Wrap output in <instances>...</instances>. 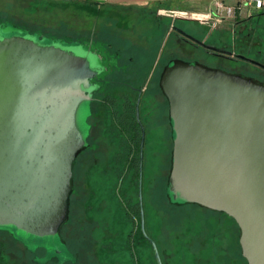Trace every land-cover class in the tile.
Returning a JSON list of instances; mask_svg holds the SVG:
<instances>
[{
	"label": "water",
	"instance_id": "water-1",
	"mask_svg": "<svg viewBox=\"0 0 264 264\" xmlns=\"http://www.w3.org/2000/svg\"><path fill=\"white\" fill-rule=\"evenodd\" d=\"M68 45L0 38V229L21 240L54 237L67 218L84 145L77 120L100 70L95 54ZM159 83L173 130L170 199L232 217L247 264H264V84L177 58ZM141 230L162 264L142 219Z\"/></svg>",
	"mask_w": 264,
	"mask_h": 264
},
{
	"label": "rangeland",
	"instance_id": "rangeland-1",
	"mask_svg": "<svg viewBox=\"0 0 264 264\" xmlns=\"http://www.w3.org/2000/svg\"><path fill=\"white\" fill-rule=\"evenodd\" d=\"M155 10L156 7H148L146 9H107L102 7L99 9L100 14L96 15L91 8L84 7V9H76L71 5L69 7L59 6L54 8H0V24H2L0 25V38L20 33L31 37L39 43L47 44L48 42H53L55 45H62L66 49L76 47L69 46V43H77V48L85 49L97 55V62L100 68L98 71L99 74H103V70L110 68L112 65H117L116 68L122 69L136 65L141 59V65L143 67L141 78L139 80L133 79L132 81L136 86L144 83V77H147L148 71L157 62L159 54L164 53L174 56L172 59L177 58L184 61H194V59L191 60L190 58L184 57L185 55L180 47L181 42L178 41L179 36L177 33L172 34V30H181L215 49L223 48L231 50L230 47H235L236 50L231 51L237 52L238 48L243 51V48L237 43L241 34L247 31L248 26L255 29L264 20L263 9L254 10L239 20H226L211 28V24L193 19L174 21L165 16H157ZM25 18L27 21L26 24L22 22ZM240 22L247 27L241 28L239 26ZM177 38L178 40H176ZM176 41L177 43L175 45H179V47L172 46L171 49L174 51L171 49L168 50L167 46ZM187 46L190 47L189 45ZM169 62L170 60L166 62V65ZM201 62L206 63L205 61ZM86 113V109H82L79 112L77 121L80 128H82V124L85 125ZM168 115V101L166 98V146L164 147L159 139V133H156L150 139V148L153 151L151 152V160L149 162L143 158L142 183L140 185L136 183L135 178L133 180L130 178V173H126V170L123 172V176L114 182L111 181L110 168H105L101 172L96 167H90L86 173L87 180L84 184V187H86L83 191L78 171L77 154L75 159L76 164L74 163L73 166L72 178L75 192L69 197V218L64 223L61 232L68 234L69 243L72 245L78 243L79 239L85 240L84 242H86L87 239L91 241L92 239L99 240L105 237L104 244L100 246L102 247L103 257L98 260L96 259L99 261L98 263L95 262L94 257H97L95 253L99 250V246H93L94 243H88L89 249H85L83 256L80 257L78 262L75 263L73 254L71 252L68 253L71 255L70 257H73L69 264H136L137 261L138 264H158L154 249L146 236L145 238L149 243V248L147 249L142 248L140 244H136L137 240L133 244H130L126 240L127 233L133 230L136 222L140 221L141 228V219L143 221L144 232L148 238L155 242L157 252L163 264L166 262L182 264V261H185V264H194L195 256L202 258L196 250H193V247H196L194 246L196 242H188L185 240L188 239L186 235H184V239L179 234L181 226L184 231L192 228L197 230V227H199L196 225L198 218L191 217L193 220L184 218L178 228V225H175L174 221H169L167 216L166 218L164 217L161 209L165 206L163 204L160 205V203L157 204V200L152 198L150 193L151 189L147 184V175L149 172L156 174L158 171V151L162 155L163 151H165L164 179H168V167L171 165L170 158L172 150L170 120ZM83 127L85 130V126ZM154 151L155 153L153 154ZM96 155L99 158L95 159V161L99 159L104 160L109 157V146L104 144L103 148L97 150ZM120 170H122V167L118 169L119 172ZM165 180L164 184L166 182ZM155 182L158 184L157 180ZM80 183V191L86 192L85 197L88 198L87 203L89 207L86 208V212L89 208L90 211L87 216H85L84 206L82 205L81 207V201L79 200L78 187ZM157 184L153 183L156 189L158 188ZM157 192H159L158 189L154 193ZM198 211L193 210L192 212H196V215L199 216ZM185 213L188 212L186 211ZM83 225L92 229V232H89L88 236H81L86 230ZM95 226L96 228L93 230ZM82 228L84 230H81ZM225 234L223 233L224 236ZM26 238L33 244L43 242L46 245L49 244L50 239L55 240V242L57 241V235L54 237L50 235H35L34 237ZM189 238L194 239L193 236ZM218 243L221 244L220 240ZM163 244H165V250L161 246ZM10 248L12 258L6 255L8 257V264H15L16 260L13 257V246L10 245ZM21 250L18 249L19 252ZM43 260V258H38L36 259V263L42 264ZM222 264H226L224 258Z\"/></svg>",
	"mask_w": 264,
	"mask_h": 264
},
{
	"label": "flooded vegetation",
	"instance_id": "flooded-vegetation-1",
	"mask_svg": "<svg viewBox=\"0 0 264 264\" xmlns=\"http://www.w3.org/2000/svg\"><path fill=\"white\" fill-rule=\"evenodd\" d=\"M261 9H263L264 14V7L258 10ZM239 26L241 28L247 27L241 22ZM177 33L179 41L181 42V51H183L184 55L191 56V60L194 59V61L198 62L205 61L206 63L203 64L207 66L221 68L228 72L252 78L256 82L264 84V20L257 28L252 29V27L248 26L247 31L241 34L237 43L240 44L243 51L239 48L237 52H233L229 49H210V56L203 59L195 56L197 53L196 46L200 45L194 40L195 37L188 34L185 35L179 31H177ZM187 45L190 47L185 48ZM93 58L95 60V65L98 66L97 56ZM166 62L165 54H159L157 62L154 63L153 68L148 71L147 77H144V83H140L136 86L132 81L133 79L139 80L141 78V73L143 71L141 59L136 65L124 67L122 69L116 68L117 65H112L110 68H105L103 74L97 73L94 78L91 79L93 89L90 93L89 113L86 116L85 125L82 124V128H80L81 132L84 134V145L78 152V171L83 191L86 187H84L87 180L86 173L90 167H96L98 171L101 172H103L105 168H110L111 181L116 182L118 178L123 176V174L118 171L121 167L124 168V171L126 170V173H130V178L133 180V178H135L134 164L136 163L138 168L137 180L139 183V179L141 178L142 183L140 172L142 173L143 158H145V161L149 162L151 160V152L153 151V149L150 148V139L153 135L159 133V139L164 147L166 146V96L159 83V75L166 66ZM83 126H85V130ZM142 135L143 142L141 145ZM104 144L109 146L110 156L104 160L99 159L95 161V159L99 158L96 155L97 150L103 148ZM154 153L155 151L153 154ZM157 159L158 171L156 174L149 172L147 175V183H149L151 195L157 194L154 192L157 189L159 190L157 194L158 199L164 194L165 151H163V155L158 151ZM155 180L158 181V184ZM81 183L78 187L79 200L81 201V207L82 205L84 206L85 216H87L90 208L86 212V208L89 207L87 203L88 198L85 197L86 192L80 191ZM153 183L158 185L157 189ZM74 192L75 190L73 189L71 195ZM186 211L188 213H184L183 215L181 210L175 209L173 212L174 216H172V218L175 225H178V228L181 225L182 216L186 217L187 215L188 220H193L191 217L196 215L191 213V209H186L185 212ZM210 211L213 210L206 208L198 211L199 216L197 217L198 220L196 225L201 229L196 230V233L199 234L198 237L200 238L199 247L208 245L207 238L205 244L202 239L204 236L207 237L209 235L208 232H212L215 225L216 227L222 226L226 231L228 229L229 216L227 214H222L220 215L221 218L219 217L216 219V223H214V218ZM68 218L69 213H67V218L59 227L57 241L55 242V240L50 239L49 244L46 245H44L43 242L31 243L26 237H34L35 235L33 234L25 235L23 237L24 240H21L19 236H16L15 238L17 239H15L13 237L14 234L5 230H0V260H3L6 255L12 258L10 248V245H12L13 257H15L16 260H14L15 264H37L36 259L38 258L44 259L42 264H69L73 257H75L74 261L76 263L80 260V257L83 256L85 249H89L88 247L91 243H94L93 246H99V250L95 253L97 257L95 256L94 260L102 258V247L100 246L104 244L105 236L99 240H89L90 242L88 239L86 242H84L85 240L79 239L78 243L72 245L69 243L68 234L61 232ZM138 225L140 227V221ZM83 226L86 230L81 236H88V233L92 232V229L87 228L85 225ZM96 226L93 230H95ZM84 229L82 228L81 230ZM179 231V234L182 235L180 229ZM184 235H186V237H191L192 234L184 233ZM133 243V241H130V244ZM136 244H140L142 248H149L147 239L146 241L138 240ZM161 246L163 250H165V244ZM18 249L22 250L19 252ZM23 251L24 253H22ZM69 252L73 254V257H70L71 255L68 254ZM207 259H209V257ZM97 260L95 262L98 263L99 261ZM194 264H197V260Z\"/></svg>",
	"mask_w": 264,
	"mask_h": 264
},
{
	"label": "trees",
	"instance_id": "trees-1",
	"mask_svg": "<svg viewBox=\"0 0 264 264\" xmlns=\"http://www.w3.org/2000/svg\"><path fill=\"white\" fill-rule=\"evenodd\" d=\"M82 8L84 9V7H77L76 9H82ZM92 10L95 12L96 15L100 14L99 10H97V9H92ZM175 20H181V19L175 18L174 21ZM195 21L202 22L200 20H195ZM203 23H207V22H203ZM211 28H214V27L211 26ZM172 31H173V32H171L172 34L177 33V30H175V31L172 30ZM176 40H178V38ZM175 43H177V41L169 44L167 46L168 50H170L172 48V46L179 47V45H175ZM187 48H189V47L187 46ZM205 48L206 47H204L202 45H197L196 46V52L197 53L195 56L197 58H201V59L208 58V56H210V54H211V50L207 49V48L205 49ZM213 49H215V48H213ZM220 49H223V48H220ZM230 49L236 50L235 47H233V48L230 47ZM171 50H173V49H171ZM165 57H166V61H169V60L171 61L172 58H174V56H170L167 54H165ZM184 57L185 58H191V56H189V55H185ZM168 117H169V115H168ZM169 120H170V117H169ZM170 129H171V139H172L173 130L171 127V120H170ZM170 161L172 163V154H171ZM170 169H171V165H169V167H168L169 172H170ZM120 172L123 174L124 168H122V170H120ZM134 176L136 178L135 179L136 183H138V180H137L138 168H137L136 163L134 164ZM165 181L166 182H165L163 196L157 199V197H158V195H157L158 192H157V194L152 195V198L157 200V202H158L157 204L160 203V205L163 204L165 206L163 209H161V211L164 214L165 218H166V216L168 217L169 221L170 220L174 221L172 216H174L173 212L175 209L181 210L182 215L185 213L186 209H191L192 214H196V212H192L193 210L206 209V207L200 206L196 203H190V202L178 203V202L172 201L168 195V190H167L168 179H166ZM147 184L149 185V183H147ZM156 200H155V203H156ZM169 206L172 209L168 208ZM136 209L138 210V208H136ZM207 209H209V208H207ZM210 210H212V209H210ZM210 212L213 215L214 223H216V219H218L220 217V215H222V214L226 215L224 212H221V211L213 210ZM194 217H198V215H194ZM184 218L188 219V216L187 215H186V217L182 216L181 223L183 222ZM138 224H139V221L134 224L133 230L127 233L126 240L128 242L133 241L135 243V240L146 241V238L143 235L142 231L140 230V227ZM212 228H213V226H212ZM199 229H201V228L197 227V230H199ZM0 230H2V229H0ZM180 230H181V233H182V236L184 237V239H185L184 233L185 234H192L191 236L194 237V239H190L188 236L189 239H185V240H187V241L190 240V241L196 242L194 245L196 247H193V250L194 251L196 250L198 252V254H200L202 256V258H197L198 256L197 257L195 256L194 262H196V260H197V264H222L223 258H224V261L226 264H247L246 259L241 254V248H240V244L238 241V239H239V228H238V225L236 224V222L234 221V219L232 217L229 216V225H228L227 231L224 228H222V226L216 227V225H215L212 232H208L209 235L207 237L204 236V238L202 240H204V244H205L206 238H207V242H208L207 246L203 245L202 247L201 246L199 247L200 238L198 237L199 235L196 233V230L194 228L184 231L182 226H181ZM222 232L226 233L225 236L223 235ZM13 237L15 238L16 236H13ZM57 237H58V235H57ZM15 239H17V238H15ZM219 240H220L221 244L218 243ZM208 257H209V259H207ZM166 263L174 264V263H169V262H166ZM185 263H186L185 261H182V264H185ZM0 264H8V257H4L3 260H0ZM136 264H138V261L136 262Z\"/></svg>",
	"mask_w": 264,
	"mask_h": 264
},
{
	"label": "crops",
	"instance_id": "crops-1",
	"mask_svg": "<svg viewBox=\"0 0 264 264\" xmlns=\"http://www.w3.org/2000/svg\"><path fill=\"white\" fill-rule=\"evenodd\" d=\"M224 1L230 4L236 2V0ZM70 5L75 8L88 7L97 10L102 7L107 9L156 7L155 13L157 16H165L174 20L175 18L189 19L191 18L188 16L189 13L207 11L212 7V0H0V8L3 9H15V7L54 8L59 6L69 7ZM22 22L26 24V18Z\"/></svg>",
	"mask_w": 264,
	"mask_h": 264
},
{
	"label": "built area",
	"instance_id": "built-area-1",
	"mask_svg": "<svg viewBox=\"0 0 264 264\" xmlns=\"http://www.w3.org/2000/svg\"><path fill=\"white\" fill-rule=\"evenodd\" d=\"M264 7V0H236L234 4L224 0H212V7L204 12L189 13L188 16L205 21L215 27L223 21L239 20L254 10Z\"/></svg>",
	"mask_w": 264,
	"mask_h": 264
}]
</instances>
